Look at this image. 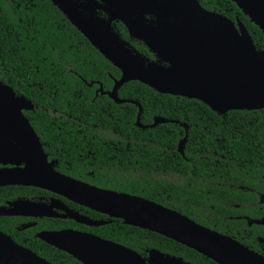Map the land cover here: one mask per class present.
I'll return each instance as SVG.
<instances>
[{"label": "trees", "instance_id": "1", "mask_svg": "<svg viewBox=\"0 0 264 264\" xmlns=\"http://www.w3.org/2000/svg\"><path fill=\"white\" fill-rule=\"evenodd\" d=\"M198 2L235 24L241 22L256 49H264V32L232 0ZM113 26L139 53L153 57L120 21ZM119 77V69L51 0H0V81L33 105L25 115L59 172L149 199L264 254V224H249L264 218V108L220 114L198 99L129 81L118 96L141 105V124L150 125L157 116L172 121L140 128L135 104H117L98 91L99 84L111 89ZM185 135L182 155L178 146ZM43 193L46 190L33 186L0 187V204ZM84 208L106 223L80 225L81 230L144 258L157 249L191 264H218L163 235ZM22 221L0 216V230L19 243L25 240V246L51 264H82L34 234L77 227L76 222L41 218L33 228L21 230Z\"/></svg>", "mask_w": 264, "mask_h": 264}, {"label": "water", "instance_id": "2", "mask_svg": "<svg viewBox=\"0 0 264 264\" xmlns=\"http://www.w3.org/2000/svg\"><path fill=\"white\" fill-rule=\"evenodd\" d=\"M70 23L120 71L106 94L115 103L138 107L136 125L154 127L172 122L154 117L150 125L140 122L141 105L118 96L126 82L139 81L152 89L198 99L213 111L264 108V49L257 50L246 27L226 16L202 7L198 0H51ZM249 20L264 32V0H232ZM104 9L108 18L98 16ZM150 15L147 21L143 16ZM121 18L130 36L138 38L156 55L149 59L117 34L111 22ZM0 162L14 165L0 168V186L22 185L46 189L76 204L127 225L146 229L172 239L218 264H264V256L238 240L206 227L178 211L144 197L117 192L57 172L49 162L39 136L22 110L33 105L0 81ZM186 131V125L183 124ZM185 137L178 150L183 155ZM51 205L16 200L1 215L52 216ZM62 209H65L62 206ZM59 216V215H58ZM78 223L100 226L105 221L89 219L76 212L66 214ZM264 224V218L249 224ZM37 236L82 264H191L175 256L150 249L144 258L136 251L95 234L73 229L42 231ZM0 264H51L32 250L17 244L0 231Z\"/></svg>", "mask_w": 264, "mask_h": 264}, {"label": "flooded vegetation", "instance_id": "3", "mask_svg": "<svg viewBox=\"0 0 264 264\" xmlns=\"http://www.w3.org/2000/svg\"><path fill=\"white\" fill-rule=\"evenodd\" d=\"M75 2H80V3H88L87 2V0H74ZM98 1H100V0H98ZM100 4H104L102 1H100ZM88 5H90L89 3H88ZM95 12H96V14L98 15V16H100V17H102V18H105V19H107L108 18V13H107V11L106 10H104V9H95ZM103 13L102 15H99V13ZM147 21H149V20H153V17L152 16H150V15H144L143 16ZM116 21H120L125 27H126V29H127V31H128V34H129V36H130V32H129V28H128V25L121 19V18H115L112 22H111V26L113 27V30L117 33V34H119L115 29H114V26H113V22H116ZM120 35V34H119ZM121 37V36H120ZM131 37V36H130ZM122 38V37H121ZM132 39H137V40H139L138 38H135V37H131ZM123 39V38H122ZM141 41V40H140ZM128 42V41H127ZM143 42V41H142ZM129 43V42H128ZM129 45L133 48V46L129 43ZM133 49H135V48H133ZM136 50V49H135ZM151 53H152V55H153V57L151 58V57H147V56H145V57H147V58H149V59H152V60H156V55L151 51V50H149ZM144 56V55H143ZM25 111H29V110H22V113L25 115ZM26 116V115H25ZM27 117V116H26ZM38 135V134H37ZM41 141V140H40ZM42 143V142H41ZM42 145H43V149H44V144L42 143ZM45 151V150H44ZM46 153V152H45ZM46 155H47V159H48V161L49 162H51V161H54V169L57 171V172H59L57 169H56V165H57V161H56V159H50L49 157H48V154L46 153ZM14 165H12V164H10V163H3V162H0V168H11V167H13ZM59 173H61V172H59ZM61 174H64V173H61ZM64 175H66V176H69V175H67V174H64ZM69 177H71V176H69ZM73 178V177H72ZM75 179V178H74ZM84 182V181H83ZM87 183V182H86ZM11 186H14V185H6V186H0V187H11ZM16 186H22V185H16ZM38 188V187H37ZM40 189H42V188H40ZM43 190H46V189H43ZM40 196H38V197H34V198H29V197H23V196H19V197H16V198H13V199H8V200H5V203L4 204H0V208H8V206L10 205V203L11 202H13V201H16V200H30V201H34V202H38V203H42V204H44V205H51L52 203H54V202H56V201H59L60 202V204L61 205H59V204H53V207L51 208V210H50V212L51 213H53L54 215H52V216H49V217H47V216H37V217H34V216H24V215H1L0 214V216L1 217H18V218H20V219H23V221L21 222V225L18 227L19 229H21V230H23V229H26V228H33L34 226H35V224H36V220H38V219H41V218H51V219H70V220H73V219H71V218H69V217H62V216H60V215H62V214H66V210H70V211H72V212H76V213H78V214H80V215H82V216H85V217H87V218H89V219H93V220H98V221H103V220H101V219H98V218H94V217H91V216H89V214H88V211L84 208V206H82V205H79V204H76V203H74V202H72V201H70V200H68V199H66V198H64V197H62V196H60V195H57V194H54V193H52V192H50V191H48V190H46V193H43V194H39ZM62 206L65 208V209H62ZM59 215V216H58ZM74 222H76L75 220H73ZM77 224V227H63V228H58V229H42V230H39V231H36L34 234H35V237H37V238H39L38 236H37V234L38 233H40V232H42V231H59V230H62V229H73V230H78V231H84V230H81L79 227H80V225H82V226H87V225H84V224H81V223H78V222H76ZM105 223H106V221H105ZM0 231H2V230H0ZM3 232V231H2ZM84 232H88V231H84ZM3 233H5V232H3ZM90 233V232H89ZM6 235H8L7 233H5ZM8 236H10V235H8ZM11 237V236H10ZM12 238V237H11ZM13 239V238H12ZM40 239V238H39ZM14 240V239H13ZM259 240H263V239H259ZM15 241V240H14ZM23 241V243H25V240H22ZM17 244H19V245H21V246H23V247H25V248H28V249H30V250H32L33 252H35L33 249H31V248H29V247H27V246H25L23 243H19V242H17V241H15ZM248 247V246H247ZM251 249V248H250ZM263 249H264V247H263ZM253 250V249H252ZM255 251V250H254ZM255 252H257V251H255ZM36 253V252H35ZM258 253V252H257ZM37 254V253H36ZM259 254H261V255H263L264 256V254H262V253H259ZM38 255V254H37ZM41 257V256H40ZM43 258V257H42ZM46 260V259H45Z\"/></svg>", "mask_w": 264, "mask_h": 264}, {"label": "snow or ice", "instance_id": "4", "mask_svg": "<svg viewBox=\"0 0 264 264\" xmlns=\"http://www.w3.org/2000/svg\"><path fill=\"white\" fill-rule=\"evenodd\" d=\"M0 94H2V90H0Z\"/></svg>", "mask_w": 264, "mask_h": 264}]
</instances>
